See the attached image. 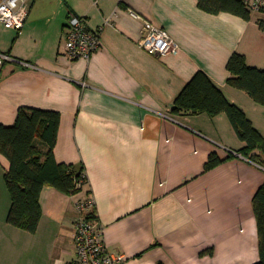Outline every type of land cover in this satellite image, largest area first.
Listing matches in <instances>:
<instances>
[{
  "label": "crops",
  "instance_id": "1",
  "mask_svg": "<svg viewBox=\"0 0 264 264\" xmlns=\"http://www.w3.org/2000/svg\"><path fill=\"white\" fill-rule=\"evenodd\" d=\"M27 3L21 31L0 24V53L14 59L0 73V126H13L22 108L59 113L55 158L82 169L87 184L73 196L45 187L31 234L7 221L10 163L0 154V264L75 263L76 204L87 198L107 251L125 264L259 262L253 201L264 168L238 154L245 143L225 114L176 115L172 108L203 72L264 136V106L229 85L227 68L238 53L264 69V15L212 14L199 0ZM71 14L101 33L90 60L65 53ZM145 21L168 31L178 54L142 49ZM212 153L233 158L206 172Z\"/></svg>",
  "mask_w": 264,
  "mask_h": 264
},
{
  "label": "trees",
  "instance_id": "2",
  "mask_svg": "<svg viewBox=\"0 0 264 264\" xmlns=\"http://www.w3.org/2000/svg\"><path fill=\"white\" fill-rule=\"evenodd\" d=\"M206 12H229L244 19L250 12L237 0H199ZM230 86L246 92L264 106V69L251 67L241 54H234L228 63ZM172 113L176 115L207 114L214 118L225 114L245 146L238 151L244 158L264 168V136L254 127L244 111L230 103L222 91L203 72L197 73L176 99ZM61 115L39 109H20L15 124L0 126V154L9 160L5 175L11 196L8 223L31 234L36 233L42 218L40 198L45 187H52L69 196L80 194L87 180L79 187L85 173L75 166L59 163L55 158ZM43 148H47V151ZM212 153L205 166L209 172L227 160ZM254 212L259 231L260 260L264 264V183L257 191Z\"/></svg>",
  "mask_w": 264,
  "mask_h": 264
},
{
  "label": "built area",
  "instance_id": "3",
  "mask_svg": "<svg viewBox=\"0 0 264 264\" xmlns=\"http://www.w3.org/2000/svg\"><path fill=\"white\" fill-rule=\"evenodd\" d=\"M250 13L264 15V0H237ZM29 14L27 0H0V24L7 28L21 31ZM134 15V14H133ZM140 19L139 16L134 15ZM264 34V20L261 22ZM101 33L91 30L86 19L71 14L64 29V47L66 55L72 59L90 60L99 51ZM142 49L151 55L166 57L179 52L178 45L168 31L159 25L145 21L139 40ZM7 54L0 53V73L8 61H13ZM29 66V65H26ZM79 183L82 186L86 175ZM95 203L92 198L81 199L76 204L78 217L76 221L77 260L73 264H125L126 257L111 254L103 243V230L92 219Z\"/></svg>",
  "mask_w": 264,
  "mask_h": 264
},
{
  "label": "rangeland",
  "instance_id": "4",
  "mask_svg": "<svg viewBox=\"0 0 264 264\" xmlns=\"http://www.w3.org/2000/svg\"><path fill=\"white\" fill-rule=\"evenodd\" d=\"M256 164V163H255Z\"/></svg>",
  "mask_w": 264,
  "mask_h": 264
}]
</instances>
